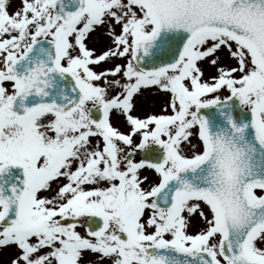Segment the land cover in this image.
Here are the masks:
<instances>
[{
  "label": "snow or ice",
  "instance_id": "obj_1",
  "mask_svg": "<svg viewBox=\"0 0 264 264\" xmlns=\"http://www.w3.org/2000/svg\"><path fill=\"white\" fill-rule=\"evenodd\" d=\"M0 264H264V0H0Z\"/></svg>",
  "mask_w": 264,
  "mask_h": 264
}]
</instances>
